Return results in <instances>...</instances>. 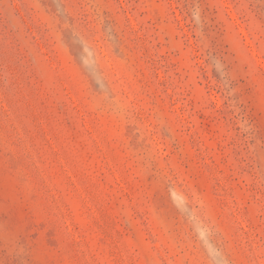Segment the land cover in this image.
<instances>
[{"label":"rangeland","instance_id":"rangeland-1","mask_svg":"<svg viewBox=\"0 0 264 264\" xmlns=\"http://www.w3.org/2000/svg\"><path fill=\"white\" fill-rule=\"evenodd\" d=\"M0 264H264V0H0Z\"/></svg>","mask_w":264,"mask_h":264}]
</instances>
